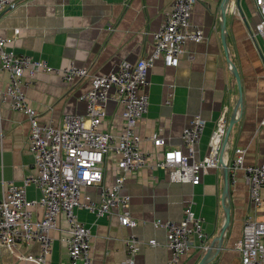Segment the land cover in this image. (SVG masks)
<instances>
[{
  "label": "crops",
  "instance_id": "0c3cea01",
  "mask_svg": "<svg viewBox=\"0 0 264 264\" xmlns=\"http://www.w3.org/2000/svg\"><path fill=\"white\" fill-rule=\"evenodd\" d=\"M173 1L15 0L0 16V32L13 38L10 47L17 53L44 58L55 67L75 63L92 72L107 73L124 61L135 62L153 51L152 34L163 24ZM222 1L198 0L192 22L203 29L206 38L187 41L178 65H167L159 58L149 70L144 88L149 106L138 131L142 149L153 160L164 149L183 145L181 132L195 115L206 120L196 152L197 158L205 156L211 134L224 114L228 127L235 118L222 158L230 163L234 148L240 146L246 150V162H264V36L254 35L257 7L254 0H231L223 21ZM15 29H19L17 34ZM2 76L0 89L8 80L5 72ZM90 88V79L72 84L58 73L38 72L26 94L41 122L60 125L67 113H85L86 103L79 96ZM106 107L102 128L119 132L124 122L122 106L110 100ZM154 131L165 139L164 145L154 146L150 138ZM29 133L26 114L0 102V198L5 180L21 182L36 172ZM114 157L106 156L107 182L114 176ZM225 187L228 194L224 200ZM85 192L98 198L96 187L89 186ZM123 192L130 194L131 214L138 221L135 227L122 225L115 213L98 216L86 209L77 210L78 218L92 233L94 264H121L127 255L124 239L131 234L145 242L136 254V264H170L167 231L156 227L154 221L180 220L187 205L203 219L210 243L216 246L226 222L225 210L229 209L222 245L205 264H243L235 245L242 238L244 220L247 215L264 220V200L253 204L243 172L238 171L235 181L231 180L225 173V159L204 173L198 184L173 182L166 170L144 166L127 174ZM27 194L36 198L40 190L31 184ZM262 194L264 197V186ZM42 213L41 207L35 208L36 218ZM62 228H66L63 218L52 231V250L45 264H71ZM152 238L158 244L147 242ZM39 251L37 242L13 247L0 244V264H37L20 256ZM204 254L191 248L177 264H198Z\"/></svg>",
  "mask_w": 264,
  "mask_h": 264
},
{
  "label": "built area",
  "instance_id": "2783aa9c",
  "mask_svg": "<svg viewBox=\"0 0 264 264\" xmlns=\"http://www.w3.org/2000/svg\"><path fill=\"white\" fill-rule=\"evenodd\" d=\"M197 1L174 0L165 13L163 24L152 34L153 51L135 62L124 61L117 70L107 73L92 72L75 63L55 67L44 58L17 53L10 47L13 38L0 32V81L3 72L8 75L5 87L0 89V102L26 114L30 123L29 149L36 169L21 182H4L0 198V244L13 247L17 243L37 242L38 254L20 257L45 264L52 250V231L59 227L63 218L66 221V228H62L66 232L63 239L70 263L94 264L92 233L78 218L77 210L86 209L98 216L115 213L122 225L135 227L138 221L131 214V197L123 189L127 174L144 166L166 170L173 182L198 184L204 173L222 165L225 159L230 179L235 181L237 172L242 171L253 204L263 202L264 162H246V150L240 146L234 148L235 155L230 163L225 156L222 158L228 130V118L224 114L211 134L208 153L201 158L196 157V152L206 120L200 115L193 116L183 128L182 146L164 149L155 160L141 147L138 124L149 106V95L144 88L149 81L150 68L159 58L167 65H178L187 41L201 42L206 38L203 29L192 22ZM254 1L259 16L254 35L264 36V0ZM14 2L0 0V16ZM236 9L233 6V11ZM14 32L17 34L19 29ZM38 72L58 73L72 84L90 79L91 88L79 96L86 103L85 113H67L60 125L41 122L26 94V88L34 83ZM110 100L122 106L124 122L116 133L102 128ZM150 138L154 146L165 143L158 131L152 132ZM108 154L115 156L112 158L114 176L110 182L105 179L104 164ZM31 184L40 190L36 198L28 197L27 187ZM89 186L98 188L97 199L85 192ZM37 207L43 210L41 218L34 216ZM154 224L167 231L170 264H177L191 248L203 253L213 248L203 219L195 214L191 205L184 208L180 220L158 218ZM147 242L158 244L154 238ZM124 243L127 255L121 264H136V254L145 242L131 234ZM235 248L241 253L243 264H264V220L247 215L242 238Z\"/></svg>",
  "mask_w": 264,
  "mask_h": 264
},
{
  "label": "water",
  "instance_id": "95a60500",
  "mask_svg": "<svg viewBox=\"0 0 264 264\" xmlns=\"http://www.w3.org/2000/svg\"><path fill=\"white\" fill-rule=\"evenodd\" d=\"M230 1H231V0H223V1H222V14H223V21L226 20V10H227V7H228ZM223 27L225 28V25H223ZM224 28H223V29H224ZM234 73H235V71H234ZM234 118H235V116L232 117L231 122H230V125H229V127H228L227 135H226V138H225V143L227 142V137H228V134H229V132H230V130H231V126H232V124L234 123ZM225 173L227 174V167H226V166H225ZM226 194H228V192H227V188L225 187L224 200H225V197L227 196ZM225 207H226V206H225ZM227 207H228V205H227ZM225 211H226V217H227V218H226V222H225V225H224V227H223V230H222L220 236L217 238V240H218V244H217V246H216V245H213V248H210V249H209V250L203 255L202 259L200 260V262H199L198 264H205L206 262H208V261L214 256L215 252H217V251L220 249V247H221V245H222V242H223V234H224V230H225V228H226V226H227V224H228V222H229V209L227 208ZM214 251H215V252H214Z\"/></svg>",
  "mask_w": 264,
  "mask_h": 264
}]
</instances>
